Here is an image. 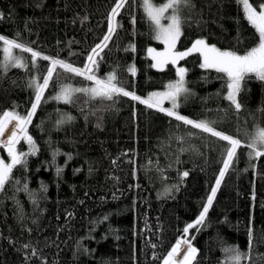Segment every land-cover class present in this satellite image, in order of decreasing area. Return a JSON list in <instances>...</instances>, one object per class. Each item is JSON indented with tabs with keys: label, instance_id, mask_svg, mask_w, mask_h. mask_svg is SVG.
<instances>
[{
	"label": "trees",
	"instance_id": "trees-1",
	"mask_svg": "<svg viewBox=\"0 0 264 264\" xmlns=\"http://www.w3.org/2000/svg\"><path fill=\"white\" fill-rule=\"evenodd\" d=\"M115 2L0 0V35L83 68L108 31ZM250 2L257 6L264 0ZM141 4L128 0L120 10L94 74L106 79L115 72L119 86L146 99L178 80L176 69L183 67L189 93L179 97L176 111L213 121L216 130L241 140L204 223L183 233L207 201L228 142L123 95L101 100L75 92L71 103L53 99L61 86L94 85L57 67L28 125L37 151L25 157V166L13 168L0 191V264H163L184 236L198 250L193 264H227V248L250 256L241 264H264V156H250L247 147L257 126L264 127V81L246 75L237 96L242 107L236 110L225 98L226 74L201 68L199 53L176 65L152 67L147 47L162 43L154 39V25ZM192 5L181 6L176 49L202 38L242 54L258 42L236 0H192ZM3 48L0 41V114L15 106L25 115L34 97L29 84L34 77L42 83L50 61L38 58L33 67L31 53L13 49L27 67L5 69ZM163 107L172 102L164 100ZM30 148L24 139L16 145L17 152ZM0 158L10 160L1 146Z\"/></svg>",
	"mask_w": 264,
	"mask_h": 264
},
{
	"label": "snow or ice",
	"instance_id": "snow-or-ice-1",
	"mask_svg": "<svg viewBox=\"0 0 264 264\" xmlns=\"http://www.w3.org/2000/svg\"><path fill=\"white\" fill-rule=\"evenodd\" d=\"M236 2L238 5H242L245 18L254 27L255 33L258 34V42L256 45L246 50L244 54H239L234 50H221L214 44H208L206 40L202 38L196 39L192 43V46L185 51L176 50V42L182 35V25L184 22L183 17L180 15L181 6H193L192 0H167V2L160 6H156L152 0H142L141 6L147 14L148 19L154 25V39L161 41L165 45V49L162 52H156L153 48L148 49L149 54L155 61L152 67L162 69L169 63L176 65L180 60L193 52L199 53L203 57V62L200 64L201 68H214L217 72L226 74L227 84L225 98L230 102L231 106L239 110L242 105L239 103L237 96L240 92L241 81L245 79L246 75L254 74L257 79L264 81V2L257 6H254L250 0H236ZM127 3L128 0H116L114 6L111 7L108 15V31L101 42L91 49L90 54L87 56L88 62L85 63L83 68L74 67L71 63L58 58L42 56L40 52L33 50L32 47L25 46L17 42L16 39H9L0 35V41H2L4 45L5 69H7L9 64L14 67H27L23 61L12 55L13 49H21L31 53L33 67H36L38 58L50 61V66L47 67L46 74L40 78L42 79V83L37 82L34 77L29 84V87L34 89V97L31 101V107L27 110L26 114L21 115L18 113L15 110V106L11 110H4L2 114H0V136L3 135L11 121L16 122L15 130H13L12 134L7 138V141L0 140V146H3L7 150L8 157L10 158V162L7 163L3 158H0V191H3L6 183L10 181L13 168L17 165L25 166V157L29 154H35L37 151L33 138L28 134V125L32 122L37 108L44 101L45 90L49 88L50 82L53 81L54 73H56L57 67H59L69 73L86 77V79L93 81L94 85L91 88L79 89H73L70 86H61L57 95L52 97L53 99L71 103L73 93L75 92L85 93L93 99L99 98L101 100H111L114 96L123 95L125 97H131L133 100L140 101L149 108H157L159 111L166 113L170 117H175L176 120L182 121L184 124L192 125L196 129L210 133L212 136L228 142V146L225 148L226 158L222 161L223 166L219 170L214 186L211 187V192L207 196L206 203L203 204L202 210L199 212L196 219L183 228V233L187 234L190 229L197 228V226L204 223L205 217L212 206L225 173L233 163L237 154V149L241 146V140L216 130L214 126L215 122L213 121L193 120L176 111L179 107V97L182 94L189 93V90L185 87L184 79L187 69L183 67H178L176 69L177 76L179 77L178 80L169 82L166 85L165 91L149 93L146 99H142L140 96L136 95L135 92L128 91L124 87L119 86L115 72L109 73L106 79H100L94 74L95 68L98 67L96 58L103 49L107 47L108 41L112 39L113 34L116 32V17ZM169 10H171V14L166 16L165 13ZM2 15L3 14L0 13V18H2ZM84 19L86 20L87 17H84ZM162 20H167L168 23L164 24ZM131 48L134 51L135 45H132ZM128 71L135 75L136 69L134 66H130ZM164 100H170L172 102V107H163ZM72 119L73 117L71 116L67 117L69 121ZM63 122L64 120H58L57 124L59 125ZM21 139L26 140L31 146L29 153L16 151V145ZM250 141L247 147L252 149V152H250L249 155L255 157L264 156V127L257 126L255 133L250 136ZM55 154L56 153H54V155ZM69 159H71L70 156ZM60 171L61 169L58 168L57 173L59 174ZM183 175L187 176L188 172H184ZM182 244L188 246L187 252H185L180 259H177ZM24 247L28 248L29 246L24 245ZM249 247L251 248V242H249ZM197 251L198 250L192 245L191 239L184 236L181 239H177L175 245L167 252L163 259V264H193V261L196 259ZM225 252L230 253L227 257V264H241L242 260L250 259L247 253H242L237 248H227ZM32 254L35 255V251H33Z\"/></svg>",
	"mask_w": 264,
	"mask_h": 264
},
{
	"label": "rangeland",
	"instance_id": "rangeland-1",
	"mask_svg": "<svg viewBox=\"0 0 264 264\" xmlns=\"http://www.w3.org/2000/svg\"><path fill=\"white\" fill-rule=\"evenodd\" d=\"M167 2V1H166ZM165 3V2H164ZM155 4V3H154ZM163 3H161V4H155L156 6H160V5H162ZM171 14V10H169L167 13H165V15L167 16V15H170ZM162 23H164V24H167L168 23V21L167 20H162ZM197 39H200V38H197ZM195 41V40H194ZM193 41V42H194ZM192 42V43H193ZM162 43V42H161ZM192 43L187 47V48H185V49H183V50H178V49H176L177 51H185L186 49H188V48H190L191 46H192ZM209 44V43H208ZM211 45V44H210ZM149 48H153V49H155L156 50V52H162V51H164V49H165V45L162 43V46L161 47H155V46H152V45H150V46H148L147 47V53L149 54V52H148V49ZM242 54H244V53H242ZM150 55V54H149ZM151 56V55H150ZM152 57V56H151ZM201 58H202V62H203V57L201 56ZM155 63V61L153 60V64ZM180 67V66H179ZM12 122V121H11ZM11 122L8 124V126H7V128L6 129H8V127H9V125L11 124ZM14 123L16 124V122L14 121ZM13 123V126H12V128L10 127L9 128V135L7 134V136L9 137L11 134H12V132H13V130H15V124ZM5 129V130H6ZM4 135H2V136H0V139L2 140V137H3ZM6 136V137H7ZM7 137V138H8ZM7 140V139H6ZM8 162H10V160L8 161ZM7 163V162H6ZM179 239H181V238H179ZM177 241V240H176ZM176 241H175V243H176ZM175 243L173 244V245H175ZM187 248H188V246L186 245V244H182L181 245V250H180V253H179V256L177 257V259H180L182 256H183V254L185 253V252H187ZM170 251V250H169Z\"/></svg>",
	"mask_w": 264,
	"mask_h": 264
},
{
	"label": "bare ground",
	"instance_id": "bare-ground-1",
	"mask_svg": "<svg viewBox=\"0 0 264 264\" xmlns=\"http://www.w3.org/2000/svg\"><path fill=\"white\" fill-rule=\"evenodd\" d=\"M13 123H14V121L11 122V124H10L9 127H8V129H6L5 132L3 133L4 136L2 137V140L5 141V142L7 141L6 139H7V137H8L7 134L9 133V132H8V131H9V128H10V127L12 128ZM14 124H15V123H14ZM8 135H9V134H8ZM6 136H7V137H6ZM0 140H1V139H0ZM1 147L4 148L3 146H1Z\"/></svg>",
	"mask_w": 264,
	"mask_h": 264
}]
</instances>
